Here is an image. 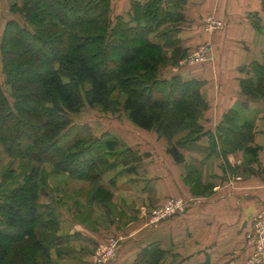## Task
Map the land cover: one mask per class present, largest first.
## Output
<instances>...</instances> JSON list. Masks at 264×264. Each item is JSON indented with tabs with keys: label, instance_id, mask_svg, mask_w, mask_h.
Segmentation results:
<instances>
[{
	"label": "trees",
	"instance_id": "1",
	"mask_svg": "<svg viewBox=\"0 0 264 264\" xmlns=\"http://www.w3.org/2000/svg\"><path fill=\"white\" fill-rule=\"evenodd\" d=\"M19 2L10 11L23 22L8 21L0 44L12 97L11 102L0 87V152L23 167L20 172L13 164L7 167L0 185V264H53L52 250L65 243L58 234V218L40 204L49 176L42 169L46 154L53 173L98 183L116 167L104 168L108 155L124 148L121 157H134L116 138L96 148L91 140L66 141L69 115L86 106L124 112L139 129L154 130L167 139L168 153L177 163L184 162L180 149L203 136L213 145L218 141L223 156L244 151L249 162L257 161L254 123L239 124V111L230 109L215 139L202 123L209 109L201 93L204 82L160 75L163 64L178 66L186 56L182 48L167 55L166 46L178 43L171 36L175 27H162L184 20L179 9L187 0L134 1L127 17L113 16L112 0ZM156 37L164 45L154 41ZM108 64L116 66L109 69ZM250 70L254 77L242 81V93L264 101V63L255 62ZM27 74L34 78L27 79ZM131 163L128 159L121 164ZM197 184L189 185L191 191ZM12 245L20 250L11 252ZM162 257L159 246L153 245L139 255L137 264H162Z\"/></svg>",
	"mask_w": 264,
	"mask_h": 264
},
{
	"label": "crops",
	"instance_id": "2",
	"mask_svg": "<svg viewBox=\"0 0 264 264\" xmlns=\"http://www.w3.org/2000/svg\"><path fill=\"white\" fill-rule=\"evenodd\" d=\"M4 1L0 0V11ZM134 1L147 0H112L113 16L127 17ZM179 11L183 21L162 27H175L171 36L178 43L166 46L167 55L176 48L186 51L171 75L204 82L201 93L209 109L202 123L215 139L230 109L239 111V122L243 117L254 123L257 161L249 162L244 151L223 156L219 142L214 140L213 145L212 139L203 136L180 149L184 162L177 163L158 136L153 140L148 132L135 131L127 140L139 159L123 167L120 175L110 173L119 183L114 186V181L109 188L143 201L147 208L168 198L187 201V208L153 223L148 222L146 207L123 202L122 212L136 216L138 223L125 230L127 237L112 264H137L139 255L153 245L163 252L162 264H247L254 252L249 242L253 218L264 211V101L244 95L242 81L254 77L253 63H264V0H187ZM154 41L165 43L158 37ZM199 51L206 60L190 61ZM189 172L212 193L193 194L185 181ZM93 204L96 212L106 213L101 203ZM66 223L70 228L60 230L74 238L52 251L54 264H84L98 242H103V234L80 221ZM69 245L71 249L66 248Z\"/></svg>",
	"mask_w": 264,
	"mask_h": 264
},
{
	"label": "rangeland",
	"instance_id": "3",
	"mask_svg": "<svg viewBox=\"0 0 264 264\" xmlns=\"http://www.w3.org/2000/svg\"><path fill=\"white\" fill-rule=\"evenodd\" d=\"M19 1L20 0L4 1L5 4L4 10L0 11V44H1L4 28L8 21L12 19H17L18 21L23 22L22 16L15 15L10 11V6L16 2L20 3ZM56 52L57 51H55L54 53ZM114 60L115 63L118 62L117 57L116 59L114 57ZM108 66L109 69H114L116 65L108 64ZM172 67L173 66H171L170 63H165L161 66L160 75H162V78H167V77L169 78L172 76L171 75ZM26 78L32 79L34 78V75L27 74ZM0 87L2 88L6 96L9 98V100L12 102L11 89L6 84V77L3 74L1 51H0ZM69 117L72 121V125L69 128L70 130L66 132L67 142H74V140L76 139H82L86 141L91 140V142L96 143L94 144V147L97 146V144L99 147L101 141L110 140L118 137L119 139L117 140L120 141V143L123 144L125 148L127 147L130 148L128 146L129 143V141L127 140L128 136H132L135 131L140 132V129H138L128 119L126 113L120 111L115 113H111V112L108 113V112H104L100 108H90L86 106L79 113L70 114ZM245 121L246 120L242 117L239 123L243 124ZM146 132L151 134L150 136H152L153 140H155L156 136H158L160 140H163L168 150L169 145L166 138L160 136L154 130L146 131ZM28 136L30 139L34 138L33 134H28ZM138 141L142 143L143 139H139ZM124 150H125L124 148H119L115 154L108 155L107 157L108 159L105 158L106 163L105 165H103L104 168L105 166H107L108 168L112 164H115L116 167L113 170L110 169L109 171L103 173L101 183H98L95 180H79L67 175H62V174L60 175L53 173L52 171L53 166L51 162L48 161L50 159L49 158L50 153L46 154L47 156L45 157V159L47 160L44 164H42L43 166L42 169L45 172H47L49 176L47 182L44 184L45 187L43 188L44 190L40 197V204L43 207L47 206L48 209L50 211L52 210L51 212H53L58 218V226H59L58 234L64 237L65 239L64 241L66 242V239L68 241L69 238L70 239L74 238V235H70V234L63 235L65 232L60 230V228H67V229L70 228V226L66 225L67 224L66 221L68 219H72L74 221H77L78 223L80 221L88 225L89 227L99 231L101 234H103L104 237L103 242H98V244L95 246L96 248L94 249L93 254L91 255V258L85 261L84 264H93L95 256L97 255L98 252H100V250H102L103 244H106L112 238H117V239L122 238L124 240V237H127L125 230L131 227V224L132 226H136V224L138 223L137 222L138 219L136 216L125 215L122 212L121 204L123 202L135 208H137L138 206L139 207L144 206L147 208L148 206L143 201H140L133 197L132 198L127 197L126 195L120 193V191L117 190L114 191L111 190V188H109L111 187L110 184L111 180L115 181L114 186L119 183L118 180H116L118 177L113 178L114 176L112 174L114 175L119 173L121 174L122 172L121 170L123 169V166L121 164L122 162H125L128 159L131 160L132 163L138 161L137 158L139 157L137 154H135L134 157H131L126 153H124L123 156L121 157V154L123 153ZM21 163L23 162L20 161L14 162L12 158L7 157L6 155L3 154V152L2 153L0 152V185H2L3 183L5 169L13 164V167L17 169L18 172H20L21 168L23 167ZM111 175L113 177H111ZM196 181L198 182V178L196 176H192L189 177L187 183L188 185H191L192 183L194 184ZM191 192L199 196H206L212 193V191L205 189L200 184H197L196 188ZM94 199L104 200L105 203L108 204V206L104 208L107 214L102 212L104 210H101L100 212L98 211L96 212L93 204L95 201ZM167 204L168 201H164L157 206H151L147 208L146 212H147L148 222H153L154 220L153 212L155 210L159 208H163ZM122 243L123 241L121 242V245ZM121 245L119 247L118 254L121 249ZM66 248L71 249L70 245L67 246ZM17 250H20V246L12 245L10 247L11 252H16ZM51 257H52V262L54 264L52 252H51ZM114 261H112L110 264H112Z\"/></svg>",
	"mask_w": 264,
	"mask_h": 264
},
{
	"label": "built area",
	"instance_id": "4",
	"mask_svg": "<svg viewBox=\"0 0 264 264\" xmlns=\"http://www.w3.org/2000/svg\"><path fill=\"white\" fill-rule=\"evenodd\" d=\"M190 61L204 62L206 60L203 51L194 53ZM187 208V201L182 199H170L168 204L153 212V223L184 213ZM254 231L249 236V242L254 246V252L247 264H264V211L253 218ZM122 238H112L103 244L102 250L95 256L93 264H110L117 257Z\"/></svg>",
	"mask_w": 264,
	"mask_h": 264
}]
</instances>
